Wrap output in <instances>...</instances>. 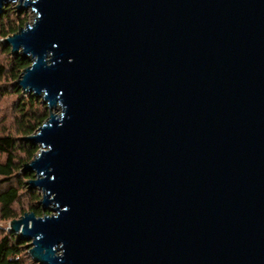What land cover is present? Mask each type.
<instances>
[{
	"label": "water",
	"instance_id": "obj_1",
	"mask_svg": "<svg viewBox=\"0 0 264 264\" xmlns=\"http://www.w3.org/2000/svg\"><path fill=\"white\" fill-rule=\"evenodd\" d=\"M15 1L16 85L58 111L9 223L32 261L264 264V0Z\"/></svg>",
	"mask_w": 264,
	"mask_h": 264
},
{
	"label": "rangeland",
	"instance_id": "obj_2",
	"mask_svg": "<svg viewBox=\"0 0 264 264\" xmlns=\"http://www.w3.org/2000/svg\"><path fill=\"white\" fill-rule=\"evenodd\" d=\"M17 5H20V2L15 1L9 3L8 5H4L2 7V10L4 11H2L0 14V65L7 67V71L9 73L11 70L12 60L16 57L12 55L11 48L9 46L4 45V40L5 38L15 34L20 27L24 28L26 24H32L36 16L31 8H23L22 10H20L18 9ZM10 28H16V30L17 29L18 30L15 33L13 34L10 33L9 36L5 37L6 34H9ZM24 60L28 61L29 64H31V62L28 59H24ZM17 80L13 78V73H10L5 79L0 81V137L10 135L15 139L16 143H19V145H22L21 143H23L24 145H27L29 143L33 144L32 142L26 141L24 139L25 137H28L30 135H23L21 132L20 124L21 121L24 120V117H22L23 112L21 109H26L27 110L26 112L31 113L32 116L35 114H38L40 116L48 115V118L50 116V113H58V111L55 109L50 110L48 105L43 103L42 97H39L38 100L35 101L33 105H30L33 96L28 93L26 94L23 93L21 89H17L18 88V86L16 85ZM19 105L22 106V108H20ZM33 145L39 146L38 144H33ZM37 153H39V151ZM17 155L18 158L20 159H26L25 152L22 149L18 151ZM24 175L25 173L20 172V174H18L17 177L20 178V180H22ZM16 179H13V181L11 182L15 186L17 185ZM31 179L34 178H29L27 180H31ZM27 182H26V189H22V191L20 192L19 201L13 206V210L15 211L17 216L16 220L20 219L25 213H28L30 211L32 202H35L36 200L32 195V191H36V190L30 189ZM8 187H9L8 183H4L0 187V191L5 190ZM41 200H42V194L40 193V199L37 201L38 207L40 209L42 208L41 206H39V201ZM10 222L11 221L3 220L0 212V241L4 237L9 236L10 234H14L9 231ZM14 235L18 238V234H14ZM22 242H24V246L21 251L22 252L21 260L25 264H36L32 261L31 257L28 254V248H26L28 242L25 241Z\"/></svg>",
	"mask_w": 264,
	"mask_h": 264
},
{
	"label": "trees",
	"instance_id": "obj_3",
	"mask_svg": "<svg viewBox=\"0 0 264 264\" xmlns=\"http://www.w3.org/2000/svg\"><path fill=\"white\" fill-rule=\"evenodd\" d=\"M17 30L16 28H10L9 34H6L5 37L9 36L10 33H15ZM29 65L28 61H25L21 57H16L12 60L10 73H13V78L17 80L21 72ZM10 73L7 71V67L0 65V81L5 79ZM37 100L38 98L33 96L30 105H33ZM21 110L23 112L22 117H24V120L20 124L23 135L34 134L48 118V115L40 116L35 114L32 116L31 113L26 112V109ZM21 144L16 143L15 139L10 135L0 137V187L4 183H8L9 185L8 188L0 191V212L5 221L16 219L17 216L13 210V206L19 201L22 189H26L27 179L34 178L33 174L25 173L22 180H20L17 175L22 172L24 165L35 157L40 148L31 143L27 145ZM20 149L25 152L26 159L18 158L17 153ZM13 179L17 180L16 186L11 183ZM32 195L36 200L34 199L35 202H32L29 212H35L37 216L44 215L42 208L40 209L37 204V201L40 199L39 191H32ZM23 246L24 242L18 240L14 234L4 237L0 241V264H25L21 260Z\"/></svg>",
	"mask_w": 264,
	"mask_h": 264
}]
</instances>
